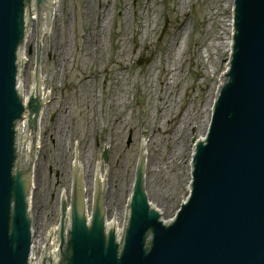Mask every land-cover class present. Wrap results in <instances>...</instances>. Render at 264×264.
I'll return each mask as SVG.
<instances>
[{
    "label": "water",
    "instance_id": "obj_1",
    "mask_svg": "<svg viewBox=\"0 0 264 264\" xmlns=\"http://www.w3.org/2000/svg\"><path fill=\"white\" fill-rule=\"evenodd\" d=\"M51 1L0 0V264H30L31 149L43 107L37 96L36 32L40 37V29L46 31ZM28 23L35 28V46L31 90L22 99L19 54ZM212 78L221 81L211 98L204 140L188 142L187 199L168 222H161L148 202L144 152L137 146L118 235L114 224L105 227L103 172L97 178L94 167L89 225L72 144L71 227L65 233L62 221L60 256L53 233L45 245L56 264H264V0H229L225 70ZM25 114L29 129L19 134ZM60 198L58 192L57 225ZM66 207L63 202V212ZM69 218L68 210L64 220Z\"/></svg>",
    "mask_w": 264,
    "mask_h": 264
},
{
    "label": "rangeland",
    "instance_id": "obj_2",
    "mask_svg": "<svg viewBox=\"0 0 264 264\" xmlns=\"http://www.w3.org/2000/svg\"><path fill=\"white\" fill-rule=\"evenodd\" d=\"M61 1L40 45V75L51 98L35 163L31 219L37 240L42 243L57 226L58 192L69 194L72 144L88 182L92 167L96 173L98 163L105 164V217L116 216L120 228L137 146L143 151L150 135L154 140L147 151L149 162L159 172L150 193H157L156 203L166 202L168 221L187 198L189 177L188 153L183 172L170 157L176 149L171 138L185 119L190 124L188 142L204 132L218 83L212 75L225 70L226 51L221 49L226 47L229 0H185L183 6L179 0H154L148 9L146 0ZM176 39L180 46L175 51L181 57L168 65ZM27 41L29 63L21 73L26 92L32 83L35 35H28ZM167 66L170 75L164 73ZM162 100L171 108L163 121ZM146 171L145 165V178ZM78 180L81 185L79 174Z\"/></svg>",
    "mask_w": 264,
    "mask_h": 264
},
{
    "label": "bare ground",
    "instance_id": "obj_3",
    "mask_svg": "<svg viewBox=\"0 0 264 264\" xmlns=\"http://www.w3.org/2000/svg\"><path fill=\"white\" fill-rule=\"evenodd\" d=\"M61 2H62L61 0H52L51 1V6H50V11H49V17H48L46 31L40 29L39 46L41 45V38H43L44 36H46L50 32L51 24L53 22V19L57 16V13H58L60 5H61ZM179 3H180L181 6H183L185 4V0H179ZM152 5H154V0H146V9H148L149 7H152ZM153 12H154V9H153ZM144 27H145L146 30L149 29L148 28L149 25H147V24ZM28 28H29V30L27 31L28 32L27 34L29 35V38H30L31 36H33L32 35V30H35V28L33 26V23H28ZM96 36H97V33H95L94 36H93L94 37L93 42L95 44H97ZM221 37H222L221 33H219L217 39L219 41V46L222 48L223 44H222V38ZM27 43H28V41H27ZM179 46H180V40L179 39L174 40L173 41L172 52L168 56V60H167L168 65H170V63H172L173 60H174V63H176L175 61L177 60V57H181L180 52L178 53V52L175 51V49L179 48ZM136 48H138V45H136ZM221 50L226 51V47L222 48ZM19 59L21 60V65H24V64L29 62V59L27 58V55H26V49H24V50L21 49L20 54H19ZM164 73L167 74V75H170V73H172V71L170 70L169 66H167L166 69H164ZM220 81L221 80H218V83L215 84V87H220ZM44 82H45V80H43L41 78V75H40V68H38L37 96H39L42 99V102L45 104V108H44V110L42 112V115H41V118H40V121H39V124H38V127H37L39 129L35 130V134H34L33 145L35 146L36 149H31V211L33 209V204H34V193L36 191V185H35L36 164L35 163L38 160V157L40 155V150L42 149L41 136H40L41 135L40 134L41 133L40 127L42 126V123H43V118H44V115H45L46 106L50 103L49 100L51 98V93L46 91V89L44 88ZM169 85H170V82H169ZM30 90H31V88L29 89V91ZM165 90H166V88H163L164 92H165ZM29 91L26 92L23 89L22 84L20 85V94L22 96V99L29 93ZM212 95L213 96H217L218 95L217 91H216V88H214V91L212 92ZM162 104H163V106H165V108H164V112L162 114V120L161 121H163L164 119L168 120L170 112H171L169 110L171 108L170 107L166 108V103L164 102V100H162ZM207 119H208V116H207ZM172 122H174V120ZM206 124H207V122H206ZM181 125H182V128L179 131V133L177 132L176 135L173 138H171V140L176 143V149H175L174 152H172L170 154V157L173 160L174 164H178L179 165V167H180L179 169L180 170H184V156L186 155V153H188V157L189 158L185 162V164H186L188 172H189L192 145L190 146V148L187 145V142H188L187 140L189 139V136L187 135V133H188V130L190 128V124L188 123V120L185 119V120H182ZM158 128H160V126H158ZM205 130H206V125H205V128H204V132L202 134L197 133L195 135L194 144L202 142L204 140ZM185 133H186V135H184ZM181 137L183 138L182 140H181ZM148 140H145L143 142V146H144L143 147L144 166L145 165L147 166L146 178H145V189H146L147 193L145 192V194H146V197L149 198L148 200H149V204L151 206V209L154 211V213H156L158 215L159 220L161 222H168V221L174 219L175 217L169 219L168 221L164 220V217H165L164 215L167 212L166 211L167 209H165L166 202L164 200H161L160 204L156 203L154 201V199L157 196L156 195L157 193H155V192L153 194L150 193V189H154V184L156 182V177H158V173L159 172L155 168L153 163H151V165H150L149 152H147V151H149V149L152 147L151 145H152L154 139L151 138L150 135H148ZM76 164H77V168L79 170V172H78L79 177L81 176V178L83 180V183L81 185L79 183V189H80V193H81L80 194L81 204H82V206L84 208V212H85V209L88 211V206H89L91 179H90V182H88L87 181V177H86L85 169L82 168L81 163L76 162ZM104 166H105L104 163H102V162L98 163L97 170H96V177L97 178H101V172H103V170L105 169ZM183 172H186V171L184 170ZM150 174H151V177H149ZM188 179H189V177H188ZM106 181H107V175H106V173L103 172V189H105L107 187ZM83 184H84V186H83ZM186 186H187V189H188V182H186ZM60 197H61V199L63 201L69 202V194L66 191L62 192ZM186 199L184 201H186ZM151 201L153 203H151ZM66 213H68V210L66 211ZM66 213H64V215ZM111 224H114L113 232L116 235H118L119 225H118V219L116 218V216L112 220H108V219L106 220V225H111ZM55 230H56V228H53V230L50 232V234L53 231H55ZM34 236H35V244H34L33 249L36 247L37 242H38L37 241V239H38L37 233L35 231H34ZM47 237H48V235L46 234V238ZM44 242H45V240H43L42 246H44Z\"/></svg>",
    "mask_w": 264,
    "mask_h": 264
}]
</instances>
